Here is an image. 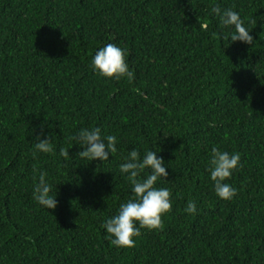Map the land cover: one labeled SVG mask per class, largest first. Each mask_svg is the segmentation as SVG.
Listing matches in <instances>:
<instances>
[{
    "label": "trees",
    "instance_id": "1",
    "mask_svg": "<svg viewBox=\"0 0 264 264\" xmlns=\"http://www.w3.org/2000/svg\"><path fill=\"white\" fill-rule=\"evenodd\" d=\"M214 3L240 12L252 45L224 38ZM107 43L132 80L92 71ZM85 127L116 135L117 153L79 158L69 137ZM38 134L53 152L34 158ZM213 147L240 153L231 200L213 191ZM132 149L160 150L173 207L116 248L101 225L133 196L119 172ZM34 170L55 209L32 198ZM0 264H264V0H0Z\"/></svg>",
    "mask_w": 264,
    "mask_h": 264
},
{
    "label": "clouds",
    "instance_id": "2",
    "mask_svg": "<svg viewBox=\"0 0 264 264\" xmlns=\"http://www.w3.org/2000/svg\"><path fill=\"white\" fill-rule=\"evenodd\" d=\"M210 14L216 17L221 26L222 35L231 42H242L252 45L254 43L250 30L245 26L239 11L233 7L221 8L218 4H212ZM199 28L207 30L206 22H200ZM127 51L115 43H107L99 47L91 57L90 68L102 78L116 79L127 78L132 80L133 71L126 60ZM69 139L82 150L76 154L81 159L89 161H108L109 156L116 154L118 138L102 132L100 127H85L79 129ZM160 151V150H159ZM159 151L145 150L140 152L132 149L124 156L119 165V172L126 175L130 182L133 196L121 203L116 212L102 223L105 239L116 248H131L135 246V238L141 235V229L159 230L163 227L161 217L168 213L172 207V193L169 188L156 187L157 181L165 179L168 173ZM53 152L52 139L47 135L41 138L36 136V143L32 153L35 158L37 153L49 154ZM59 155L65 160L69 159L68 149L61 148ZM241 167L240 153H229L217 147L211 149L207 162V172L212 181L215 195L222 200H231L237 194V189L226 181ZM148 170L141 178V173ZM38 177L32 188V198L45 209H55L58 205L56 192L53 193V185L49 181L45 171L34 170ZM189 215L198 212L194 200H189L184 208Z\"/></svg>",
    "mask_w": 264,
    "mask_h": 264
}]
</instances>
